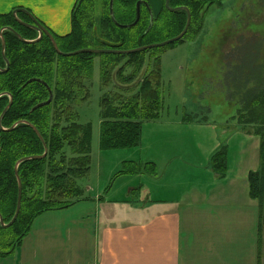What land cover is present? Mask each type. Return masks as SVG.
<instances>
[{
	"label": "rangeland",
	"instance_id": "obj_1",
	"mask_svg": "<svg viewBox=\"0 0 264 264\" xmlns=\"http://www.w3.org/2000/svg\"><path fill=\"white\" fill-rule=\"evenodd\" d=\"M148 1L157 15L162 7L160 1ZM102 2L96 0L93 17L97 14L96 17L100 18ZM221 2L206 10L198 35L156 52L160 57L163 97L161 120L156 128H152V124L147 128L149 132H158L153 137L150 135V139L149 136L142 138L144 147L141 150L138 147L131 150L101 149L103 95L108 93L111 98L121 96L124 99L136 93L137 88L135 83L128 86L135 89L129 92L122 91L121 84H116L117 87L111 84L103 89L102 57L97 54L93 60L92 79L86 82L85 100L78 101L75 108L79 114L78 122L92 128L90 163L84 175L78 180L73 179L72 184H77L80 189L78 200L101 194L104 197L100 201L101 211L84 201L57 212L50 211L60 215L42 214L36 218L26 238L30 255L42 256L40 246L47 245L50 257H57L55 264H96L98 242L96 244V237L90 233L91 226L97 220L109 223L115 218L118 209L122 208L119 204H122V189L127 182L124 177L133 178L129 184L140 181V176L151 177L146 170L144 174L143 165L151 156H158L157 152L166 146L168 156L178 157L172 160L171 171L174 180L183 179L185 190L195 195L202 190L194 188L206 185L209 189L215 187L223 197L221 208L212 215L199 214L198 210L185 215L190 238L189 248L185 247L183 253L187 264H264V222L261 225L259 202L251 198L249 183V175L261 169L264 133L257 134L255 128L239 124V109L245 93L257 87L264 89V0ZM91 17V13L86 16ZM25 23L30 24L29 21ZM117 33L122 35L121 31ZM154 68L155 61L148 54L144 71ZM180 119L184 124L175 123ZM211 126L225 132L221 145L230 148L228 171L219 178L216 173L213 174L216 176L206 173L204 167L206 160L212 159V156L206 159L207 147L211 143L208 127ZM227 132L232 134L227 136ZM126 160H138L136 165L132 163L136 168L133 173H128L130 169ZM141 160L144 161L142 172L137 167ZM231 179H235L233 185L228 184ZM219 180L221 182L217 184ZM92 209L95 213L86 215ZM72 225L76 228L71 232ZM16 256V253L9 255L11 259L2 264H16ZM18 264H21L20 260Z\"/></svg>",
	"mask_w": 264,
	"mask_h": 264
},
{
	"label": "trees",
	"instance_id": "obj_2",
	"mask_svg": "<svg viewBox=\"0 0 264 264\" xmlns=\"http://www.w3.org/2000/svg\"><path fill=\"white\" fill-rule=\"evenodd\" d=\"M102 1L101 16L98 18L97 14L93 17L96 0H77L71 15L72 29L67 35H56L47 28L60 51L71 53L81 49H134L172 39L186 26V11L172 13L165 8V0H162L163 7L155 16L153 27L147 34L145 32L149 26L150 14L146 6L142 7L141 21L135 27L120 28L110 16L111 0ZM138 1L114 0L115 20L124 25L133 23ZM221 1L171 0V7L185 6L191 11V26L183 39L162 48L131 55H100L103 89L111 84L115 87L116 84H121L122 91L129 92L135 89L128 86L135 83L137 88L136 93L124 99L121 96L111 98L108 93L103 95L100 114L102 150H123L140 146L143 126L157 121L163 106L160 57L156 52L198 35L203 27L206 10L212 5H220ZM13 12L14 10L0 15V31L11 27L26 40L38 39L39 34L19 24ZM88 13L92 14L91 18H86ZM19 16L32 23L27 14L19 13ZM3 35L6 41L5 55L10 68L7 72L0 71V94L11 95L13 104L4 116L2 125L6 129L19 121L33 125L42 135L48 154L43 159H28L44 155L45 149L39 136L28 124H20L10 132L0 131V215L6 224L13 219L18 204L16 165L22 159H28L18 166L22 183L20 214L10 227L3 228L0 224L2 258L14 254L21 246L31 232L36 218L46 212L69 208L87 200L77 199L80 189L72 181L81 178L90 163L93 133L91 126L78 122L79 114L75 108L78 101L85 100L83 95L87 92L86 82L92 79L93 60L98 56L88 53L62 56L57 53L53 41L45 35L35 43H26L13 32L5 31ZM148 54L155 61L152 71H144ZM5 67L0 38V68ZM48 88L53 92L52 102L31 112L33 107L49 100ZM243 97L239 109V124L255 128L256 133L262 135L264 89L257 87ZM9 102V96L0 98V116ZM210 165L217 175L225 176L228 171V148L224 147L213 154ZM132 171L130 169L128 173H133ZM249 183L251 198L259 202L262 225L264 150L261 169L249 175Z\"/></svg>",
	"mask_w": 264,
	"mask_h": 264
},
{
	"label": "crops",
	"instance_id": "obj_3",
	"mask_svg": "<svg viewBox=\"0 0 264 264\" xmlns=\"http://www.w3.org/2000/svg\"><path fill=\"white\" fill-rule=\"evenodd\" d=\"M76 2L77 0H0V15L22 8L28 10L54 34L64 36L71 32V15ZM23 20L25 21V19ZM160 120L161 115L157 121L153 122L155 125L150 123L143 126V139H147L148 136L150 139V135L153 137L158 132H149L147 128L151 124L152 128L157 126L156 124ZM180 120V122L175 123L181 125L183 121ZM192 123L194 121L189 125ZM211 127H208L211 143L207 147L206 159L222 148V135L225 134L224 131L214 128V126ZM228 134L232 133L227 132L226 135L228 136ZM213 136L216 139L214 141ZM142 146L144 147L143 142L138 148L141 150ZM131 149L133 148L129 150ZM139 149L136 154H138ZM157 153H159L158 156H151L148 162L143 165L145 167L144 174L146 175V170L151 177L140 176V181L130 184L129 181L133 178L124 177L127 182L124 183L125 187L122 189V204H119L122 208L118 209L115 218L109 223L97 220L95 225L91 226L90 233L96 237V244L98 242L96 264H187L186 255L183 253L185 247L189 248L190 238L186 226L187 218L184 220L185 215H190L194 212L193 210H198L199 214L209 213L212 215L216 209L221 208L223 197L217 193L215 187L209 189L205 185L203 188H194V190H202V192H197L195 195L190 194V190H185L182 185L183 179L174 180L172 175V160L178 157L168 156L170 153L166 146H163L161 151ZM229 159L230 148L228 146V163ZM136 161L138 160H126L125 164L134 171L136 168H133L132 165H136ZM210 161L209 159L206 160L204 166L206 173L216 176L217 174L213 175L215 172H212ZM143 162L141 160L139 166L137 165L140 167V172H142ZM217 177L220 176L217 175ZM220 182V180L217 181V184ZM234 182L235 179H231L228 184L233 185ZM86 199L85 202L96 207L97 211L98 209L101 211L100 201L104 199L101 194H95L94 197ZM93 211L95 210H89L86 215L95 213ZM52 214L60 215V213L50 212L43 215ZM121 218L122 220H120ZM70 228L72 232L76 227L72 225ZM26 238L15 251L16 258L18 257V261L15 259L16 264L19 263V260L21 264H55L54 262H57V257H50V247L47 245L40 246L42 256L35 258L30 255L27 249L28 239ZM7 259H11V257H0V264Z\"/></svg>",
	"mask_w": 264,
	"mask_h": 264
},
{
	"label": "water",
	"instance_id": "obj_4",
	"mask_svg": "<svg viewBox=\"0 0 264 264\" xmlns=\"http://www.w3.org/2000/svg\"><path fill=\"white\" fill-rule=\"evenodd\" d=\"M192 1V0H191ZM170 0H166V8L171 11V12H178V11H186L187 13V22H186V26L184 28V30L176 37L172 38V39H169L167 41H164L162 43H157V44H152V45H147V46H143V47H140V48H137V49H134V50H124V51H109V50H98V49H81V50H78V51H75V52H71V53H64L62 51H60V49L58 48L57 46V43L54 39V37L52 36V34L48 31V29L46 27H44L41 23H39L35 18L34 16L28 12L27 10H23V9H16L14 12H13V15L16 19V21L18 23H20L21 25L27 27V28H30V29H33L34 31H36L38 34H39V37L38 39H35L33 41H29V40H26L24 37H22V35H20L18 32H16L13 28L11 27H7V28H4L0 31V38L2 40V55H3V59L6 63V68L5 69H0V71H3V72H7L10 68V63L8 61V59L6 58V55H5V49H6V41L4 39V35L3 33L5 31H8V32H13L14 34H16L19 39H21L22 41L26 42V43H35V42H38L39 40H41L44 35L49 37L52 41H53V44H54V47L57 51L58 54L62 55V56H74V55H78V54H85V53H88V54H102V53H110V54H120V55H131V54H135V53H139V52H144V51H147V50H150V49H155V48H162V47H165V46H168L170 44H173V43H176L178 41H180L181 39L184 38V36L188 33L189 31V28L191 26V21H192V16H191V11L189 10L188 7H179V8H171L170 7V4H169ZM141 3H143V1H140L137 5V12H138V15H137V19L136 21L131 25V27L135 26L138 21H139V18H140V5ZM113 5H114V0H111L110 2V10H111V15H112V18L114 19V14H113ZM20 12H25V14H27L30 19H31V22L30 24H27L25 22H23L20 18H19V13ZM117 24V22H116ZM153 25V14H152V17H151V23H150V26H149V29L152 27ZM49 89V92H50V99L47 103H44L42 105H38L37 107H35L33 110H36L40 107H43L45 105H48L52 102V99H53V92L50 88ZM5 94H1L0 97H3ZM9 95V94H8ZM10 97V102L8 104V106L5 108V110L3 111V113L1 114L0 116V131H5V132H10V131H13L18 125L20 124H28L34 131L35 133L39 136L41 142L43 143V146H44V155L42 156H35V157H31V158H28V159H43L45 157H47V154H48V148H47V145L42 137V135L39 133V131L37 130L36 127H34L33 125L25 122V121H19L17 123H15L11 128H4L3 125H2V120L4 118V116L6 115V113L9 111V109L11 108L12 104H13V98L11 95H9ZM28 159H22L17 165H16V168H15V174L17 176V180H18V204H17V209H16V213L11 221V223H9L8 225L5 224L2 216L0 215V224L2 227L4 228H8L9 226H11L18 218L19 214H20V211H21V205H22V183H21V180H20V177H19V172H18V166L21 162L25 161V160H28Z\"/></svg>",
	"mask_w": 264,
	"mask_h": 264
},
{
	"label": "flooded vegetation",
	"instance_id": "obj_5",
	"mask_svg": "<svg viewBox=\"0 0 264 264\" xmlns=\"http://www.w3.org/2000/svg\"><path fill=\"white\" fill-rule=\"evenodd\" d=\"M140 1H143V3H141V5H140V18H139V21H138V23L141 21V18H142V7L143 6H146L147 7V9H148V11H149V14H150V19H149V26H150V23H151V17H152V14H153V24H154V19H155V16H156V14L154 13V7H153V5L148 1V0H139L137 3H136V17H135V19H134V21H133V23L136 21V19H137V15H138V12H137V5H138V3L140 2ZM154 1H160V3H161V5L160 6H162L163 7V1L162 0H154ZM166 1V0H165ZM171 1V0H170ZM111 2V1H110ZM170 4V3H169ZM164 6H165V8H166V3H164ZM171 7V6H170ZM183 7H185V6H183ZM171 8H179V7H171ZM162 9V8H161ZM167 9V8H166ZM168 10V9H167ZM190 10V9H189ZM169 11V10H168ZM159 12V11H158ZM171 12V11H170ZM172 13H174V12H172ZM110 14H111V10H110ZM113 14H114V5H113ZM115 15V14H114ZM117 21V20H116ZM133 23H131V24H127V25H124V24H121V23H119L118 21H117V26L118 27H120V28H132L131 27V25L133 24ZM137 23V24H138ZM136 24V25H137ZM135 25V26H136ZM135 26H133V27H135ZM149 26H148V28H147V30H146V32H145V34H147L151 29H152V27H153V25H152V27L149 29ZM158 43H162V42H158ZM154 44H157V43H154ZM150 45H152V44H150ZM147 46V45H146ZM143 47V46H142ZM140 48V47H139ZM134 49H137V48H134ZM134 49H113V48H110V49H108L109 51H126V50H134ZM98 50H100V49H98ZM110 54V53H109ZM116 55H120V54H116ZM113 79H114V76H113Z\"/></svg>",
	"mask_w": 264,
	"mask_h": 264
},
{
	"label": "bare ground",
	"instance_id": "obj_6",
	"mask_svg": "<svg viewBox=\"0 0 264 264\" xmlns=\"http://www.w3.org/2000/svg\"><path fill=\"white\" fill-rule=\"evenodd\" d=\"M165 3H166V1H165ZM170 3V2H169ZM20 9H22V8H20ZM15 11V10H14ZM28 11V10H27ZM29 12V11H28ZM20 13H25V12H20ZM111 16V18H112V15H110ZM30 18V17H29ZM35 19H36V17H34ZM37 20V19H36ZM112 20L116 23V20H115V18L113 19L112 18ZM38 21V20H37ZM39 22V21H38ZM40 23V22H39ZM101 50H108V49H101ZM102 54H106V53H102ZM107 54H109V53H107ZM6 68V67H5ZM5 68H3V69H5ZM1 69V68H0ZM2 70V69H1ZM2 94H5L4 96H9L8 95V93H2ZM1 95V94H0ZM1 98V97H0ZM50 99V98H49ZM53 100V99H52ZM49 101V100H48ZM48 101H46V102H43V103H40V104H38V105H42V104H44V103H47ZM38 105H36L35 107H37ZM49 105V104H48ZM8 106V105H7ZM45 106H47V105H45ZM35 107H33L32 109H31V112H33L34 110V108ZM44 107V106H43ZM0 154H1V152H0ZM12 221V220H11ZM11 221L9 222V223H11ZM9 223H7V225L9 224ZM6 224V223H5ZM14 224V223H13ZM12 224V225H13ZM2 227V226H1ZM10 227V226H9ZM4 228V227H3Z\"/></svg>",
	"mask_w": 264,
	"mask_h": 264
}]
</instances>
